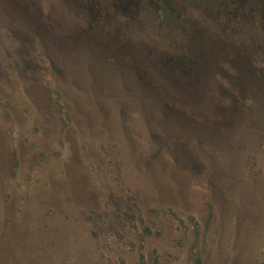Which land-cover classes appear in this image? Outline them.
Here are the masks:
<instances>
[{"label":"rangeland","instance_id":"obj_1","mask_svg":"<svg viewBox=\"0 0 264 264\" xmlns=\"http://www.w3.org/2000/svg\"><path fill=\"white\" fill-rule=\"evenodd\" d=\"M226 1L0 0V264H264V0Z\"/></svg>","mask_w":264,"mask_h":264},{"label":"flooded vegetation","instance_id":"obj_2","mask_svg":"<svg viewBox=\"0 0 264 264\" xmlns=\"http://www.w3.org/2000/svg\"><path fill=\"white\" fill-rule=\"evenodd\" d=\"M72 1V6L75 9H83V11H88V13H90L93 18H94V14H98L100 12H103L105 9H113L115 8L116 10H119V8H122L123 11L127 10L129 13L132 14V16H130V21L133 22L136 20L135 15L139 14L140 12V6H145L146 10H143V14H147L152 12L154 17L152 19V23L154 25V23H157L156 20L158 18L159 15V10L160 8H164V9H168L167 11L171 13H173L175 10L172 8H167L168 4L167 1L170 0H141V5L138 6V4L135 5V7H132V4L130 5L128 3V0H71ZM240 0H227L225 3V18L231 22V16L233 15V11L231 9H229V4H233L236 5L237 7H234L236 10L238 9V3ZM151 9V11L148 10ZM142 12V11H141ZM235 13L237 14L238 11H235ZM179 17V16H178ZM92 18V19H93ZM95 19V18H94ZM147 23L144 22V17L142 16L141 19H139L137 25H133L130 24L131 26H141V25H145ZM159 52L156 53L155 52V56H158ZM158 58V57H157ZM171 61V63H174L176 65V68H178L176 71L180 72V73H184L186 72L183 68H185V66L187 65V61L184 60H169V62Z\"/></svg>","mask_w":264,"mask_h":264}]
</instances>
